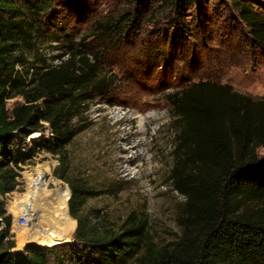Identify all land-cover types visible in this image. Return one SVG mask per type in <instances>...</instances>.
<instances>
[{"label": "trees", "instance_id": "1", "mask_svg": "<svg viewBox=\"0 0 264 264\" xmlns=\"http://www.w3.org/2000/svg\"><path fill=\"white\" fill-rule=\"evenodd\" d=\"M136 1L134 9L92 22L104 43L94 50L85 38L64 32L55 16L58 0H0V197L18 184L24 158L16 140L47 127L45 146L58 159L53 175L67 183L68 209L76 220L71 240L27 243L14 251L12 217L0 198V264H264V155L257 151L264 147V99L228 84L198 81L167 95L174 131L167 180L184 197L176 239L158 243L147 219L134 213L116 224L98 210L84 211L86 200L99 191L71 171L67 146L89 106L116 84L101 54L139 29L144 0ZM197 1L202 7V0H150L148 5L156 4L154 15L168 14L176 29L180 19L174 13ZM230 1L248 44L264 48V11L253 5L258 1ZM52 42L63 51L48 62L39 48ZM15 97L21 101L9 107Z\"/></svg>", "mask_w": 264, "mask_h": 264}, {"label": "rangeland", "instance_id": "2", "mask_svg": "<svg viewBox=\"0 0 264 264\" xmlns=\"http://www.w3.org/2000/svg\"><path fill=\"white\" fill-rule=\"evenodd\" d=\"M58 1L55 16L64 32L75 39L85 38L94 50L104 43L94 35L92 22L120 9L137 7L136 0ZM202 1V7L197 1L181 14L174 13L173 17L180 19L175 29L169 25L168 14L154 15L156 4L148 5L150 0H144L139 29L124 38L123 44L101 54L104 69L116 78L111 94L94 100L67 146L71 171L83 175L99 191V195L86 200L84 211L88 214L98 210L116 224L129 213L145 217L158 243L177 238V216L184 200L167 180L174 163V131L167 95L198 81H214L254 99H264V48L248 44L245 28L230 0ZM257 1L254 8L264 11V0ZM184 24L189 26L182 32ZM173 38L175 43L171 42ZM62 51L54 42L39 48L40 57L48 62ZM20 101V97L12 98L8 106ZM49 138L46 127L39 138L29 139L27 133L25 140H16L24 159L19 163L16 189L0 197L8 214L15 197L28 189V177L35 166L48 163L50 174L46 178L54 176L58 159L45 146ZM257 151L264 155V147ZM58 180V187L68 186ZM54 186L48 184L50 189ZM43 201H48L46 196L39 202ZM37 213L36 220L50 222V209L45 207ZM14 223L13 219L11 232L19 227ZM17 234L15 246L21 251L31 242L20 247Z\"/></svg>", "mask_w": 264, "mask_h": 264}, {"label": "bare ground", "instance_id": "3", "mask_svg": "<svg viewBox=\"0 0 264 264\" xmlns=\"http://www.w3.org/2000/svg\"><path fill=\"white\" fill-rule=\"evenodd\" d=\"M28 135L29 139H36L41 136V131H30ZM47 174H50L48 163L45 162L35 166L34 171L28 177V189L18 194L15 197V205L10 207V211L15 217L25 209H28L31 214L30 226L17 227V239L20 247L27 242H39L45 246H51L72 239L71 233L75 227L76 220L70 215L68 209L70 189L66 185L58 187L57 185L60 181L52 175L46 178ZM49 183H53L56 187L54 186V189L48 188ZM44 196L47 197L48 201L46 203L44 201L39 202L42 201ZM45 207L52 212V218L48 223L36 220L38 217L37 211ZM14 224L17 225L16 223Z\"/></svg>", "mask_w": 264, "mask_h": 264}, {"label": "built area", "instance_id": "4", "mask_svg": "<svg viewBox=\"0 0 264 264\" xmlns=\"http://www.w3.org/2000/svg\"><path fill=\"white\" fill-rule=\"evenodd\" d=\"M6 195H9V193H6ZM10 215L12 217V220L14 219L16 221V224L19 226H27L29 224L31 214L28 209H25L22 213H20L16 217L11 212Z\"/></svg>", "mask_w": 264, "mask_h": 264}, {"label": "crops", "instance_id": "5", "mask_svg": "<svg viewBox=\"0 0 264 264\" xmlns=\"http://www.w3.org/2000/svg\"><path fill=\"white\" fill-rule=\"evenodd\" d=\"M28 225H29V224H28ZM15 229H16V231H17V227L12 228V233H13L14 235H15V232H16V231L13 232V230H15ZM71 234H72V233H71ZM14 237H15V236H14ZM16 243L18 244L17 235H16ZM13 250H14V251H17V246H15V247L13 248Z\"/></svg>", "mask_w": 264, "mask_h": 264}, {"label": "water", "instance_id": "6", "mask_svg": "<svg viewBox=\"0 0 264 264\" xmlns=\"http://www.w3.org/2000/svg\"><path fill=\"white\" fill-rule=\"evenodd\" d=\"M30 131H35V130H29L28 132H30Z\"/></svg>", "mask_w": 264, "mask_h": 264}]
</instances>
